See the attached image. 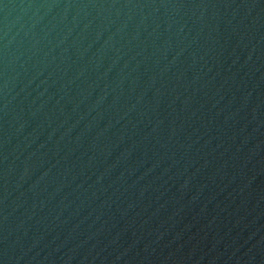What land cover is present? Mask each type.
Masks as SVG:
<instances>
[{
    "label": "water",
    "instance_id": "obj_1",
    "mask_svg": "<svg viewBox=\"0 0 264 264\" xmlns=\"http://www.w3.org/2000/svg\"><path fill=\"white\" fill-rule=\"evenodd\" d=\"M0 264H264V0H0Z\"/></svg>",
    "mask_w": 264,
    "mask_h": 264
}]
</instances>
